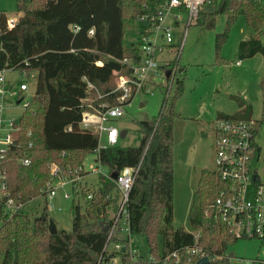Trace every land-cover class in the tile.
Returning <instances> with one entry per match:
<instances>
[{"label":"trees","instance_id":"trees-1","mask_svg":"<svg viewBox=\"0 0 264 264\" xmlns=\"http://www.w3.org/2000/svg\"><path fill=\"white\" fill-rule=\"evenodd\" d=\"M159 4L161 0H18L20 15L13 26L7 12L0 10V70L37 73L30 105L17 121L15 142L6 156L0 157V264H110L116 254L122 256L123 264H196L204 256L210 258L209 264H234L228 249L238 238L220 219L216 207L217 197L230 183L216 170L204 169L196 185L190 207L193 231L175 225L174 121L179 114L166 109L167 96L158 116L139 121L143 136L137 146L118 143L98 150V135L79 125L83 113L93 110L91 105L119 103L123 92L118 88L120 77L132 73V65L123 59L137 62L141 57L139 45L125 46V29L146 31L150 22L143 16L154 14ZM218 14L227 17L225 29L216 35L220 62L230 29L242 15L252 33L240 41L237 57L264 56V0H209L197 21L212 28ZM88 81L97 89L90 88ZM178 84L182 85V79ZM261 90L264 105V74ZM134 94L135 89L128 101ZM236 97L239 109L233 114L220 111L217 119L254 121L255 166L262 151L255 137L263 120L253 117L251 103ZM95 151L96 161L111 173L124 167L135 169L127 203V235H120V226L108 239L122 194L114 178L103 176L97 188L82 187L87 201L84 207L75 205L71 231H50L48 201L42 213L32 219L26 206L41 195L48 198L52 165H59L64 177L83 176L89 172L78 169L84 166L87 153ZM23 156L31 163L23 164ZM9 198L22 207L9 211ZM133 233L147 239L148 256L131 251ZM117 243L126 246V251L115 249ZM192 248L199 252L189 261L188 249Z\"/></svg>","mask_w":264,"mask_h":264},{"label":"rangeland","instance_id":"rangeland-1","mask_svg":"<svg viewBox=\"0 0 264 264\" xmlns=\"http://www.w3.org/2000/svg\"><path fill=\"white\" fill-rule=\"evenodd\" d=\"M17 3L18 0H0V10L6 11L10 18L17 19L19 16ZM226 21V15L218 14L212 28L198 23L197 19L189 26L186 19L179 27L172 24L174 42L167 45L165 51L158 57L160 65L165 69L159 67L157 81L150 84L153 91L137 92L134 99L125 107L124 115L111 121L121 130L127 129L126 135L120 137L119 145L137 146L143 136L139 130V121L158 116L167 96L166 109L173 108L179 114L174 121V221L177 227H183L188 231H193L190 207L201 172L204 169H216L217 113L220 111L235 113L239 109L236 96L244 99L246 103H251L253 117L263 120L255 137L256 142L262 147L260 158L255 161V168L264 182V105L261 90L264 56L258 53L244 59L237 57L240 41L252 33L251 28L247 26L246 18L242 15L230 29L229 37L221 50L223 61L220 62L216 55V35L225 29ZM183 30H186L185 36ZM140 42L139 30L127 27L124 33L125 46L139 45ZM179 46L181 47L177 54ZM176 57L177 64L173 62ZM166 70H170L171 74L176 71L173 74L174 78L171 76L167 78ZM5 75L7 81L12 84H18L26 77L20 69L12 68L6 69ZM178 79H182L180 86ZM27 80L30 85L27 96L30 98L37 76H29ZM8 99H11V103L15 100L11 97ZM22 111V108H17L13 114L19 116ZM96 159L97 151L87 153L84 158L85 169L90 170V166L97 163ZM101 177L102 175L95 172L85 173L78 185V191L74 190V183L61 186L57 181L56 184H59L57 195L52 200L41 195L33 199L26 209L33 219L42 213L48 201V215L58 229L71 231L75 205L80 203L84 207L87 201L82 187L97 188ZM67 191L71 193L70 198L64 197ZM2 194L0 186V196ZM112 195L117 196L115 192ZM1 223L0 221V225ZM120 223L123 224L122 221ZM120 235L124 237L127 233L120 230ZM130 245L132 252L148 256L149 246L142 234H130ZM112 247L113 245L110 250ZM228 252H234L232 257L234 264H239V260L244 264H252L254 260L258 264L260 260H264V239L238 238L229 245ZM155 258L158 259L156 256ZM110 264H123L122 256L116 254Z\"/></svg>","mask_w":264,"mask_h":264},{"label":"built area","instance_id":"built-area-1","mask_svg":"<svg viewBox=\"0 0 264 264\" xmlns=\"http://www.w3.org/2000/svg\"><path fill=\"white\" fill-rule=\"evenodd\" d=\"M209 0H161L157 11L154 14L144 15L150 22L146 31H140L141 57L137 62L131 58H124V63L132 65V73L129 76L122 75L118 88L122 89V95L119 97V103L110 105L101 103L99 106L91 105L93 110L85 111L79 123L83 130L91 131L98 135V150L113 146L119 143L121 129L111 123L116 118L122 117L125 113V107L134 99L140 90L152 92L150 84L156 82V76L159 75L160 62L158 57L165 51V47L174 42L172 24L180 26L186 19L187 25H191L197 19L204 4ZM17 19L10 18L9 25H15ZM93 29L90 33H93ZM184 36L186 34V30ZM177 48V52L180 51ZM238 63H240L238 61ZM6 69L0 70V157L6 156L8 150L15 142L16 133L19 129L17 121L23 112L30 105V98L27 91L30 89L29 76H37L36 72L29 73L27 70H21L26 76L18 84H12L7 81L5 75ZM170 71V70H169ZM166 70L165 75L167 72ZM176 72V71H175ZM172 73V77L174 78ZM171 73V71H170ZM117 75L118 71H114ZM151 75L154 77L152 78ZM90 88L97 87L88 81ZM133 89L134 97L128 101ZM98 92V90H97ZM102 95L98 92L97 97ZM15 100L11 103V99ZM17 108H22L21 115L13 114ZM254 121L242 119L220 118L216 120L215 125V147H216V171L222 179L229 181L226 189H223L216 199L220 219L227 225L231 234L236 238H263L264 239V182L258 175L252 160L254 143ZM105 142H102V140ZM32 145V142L30 143ZM20 161L28 165L31 159L28 156L21 157ZM90 166L86 170L81 166L79 170L95 172L102 175L105 179L112 178V173L101 162ZM77 171V170H76ZM82 176L76 175L69 178L61 173V167L57 164L52 165L51 182L47 185L46 193L48 199L52 200L57 195V187L60 184L64 186L67 183L81 182ZM135 179V169L124 167L118 172V177L114 179L122 194L118 212L114 218L112 226L109 228L108 239L110 240L117 229L128 231V208L129 192ZM59 181V184L56 182ZM78 183L75 184L78 189ZM65 198H70L71 193L65 192ZM93 193H89L88 198H92ZM49 203V202H48ZM9 211H16L22 207L13 198L7 202ZM60 209V207H59ZM123 222L121 224L120 222ZM122 244H115V249H121ZM192 261V255L199 252L198 248L188 249ZM177 255V252H174ZM156 262V261H155ZM177 263L179 260L176 261ZM239 263H244L242 260ZM252 264H256L253 260ZM258 264H264L260 260Z\"/></svg>","mask_w":264,"mask_h":264},{"label":"water","instance_id":"water-1","mask_svg":"<svg viewBox=\"0 0 264 264\" xmlns=\"http://www.w3.org/2000/svg\"><path fill=\"white\" fill-rule=\"evenodd\" d=\"M181 71V69H180ZM170 74V71L167 73V75ZM127 133V129H123L121 131V137H124ZM118 177V171H114L112 173V178L116 179ZM49 229L52 233H57L58 232V227L56 225V223L54 222L53 219H50V223H49ZM122 251H126V246L122 247ZM229 256L233 257L234 256V252H229ZM110 257H112V255H110ZM210 262V258L208 256H204L202 258H200L196 264H209Z\"/></svg>","mask_w":264,"mask_h":264},{"label":"crops","instance_id":"crops-1","mask_svg":"<svg viewBox=\"0 0 264 264\" xmlns=\"http://www.w3.org/2000/svg\"><path fill=\"white\" fill-rule=\"evenodd\" d=\"M19 15H20V13H19ZM19 17V16H18Z\"/></svg>","mask_w":264,"mask_h":264}]
</instances>
